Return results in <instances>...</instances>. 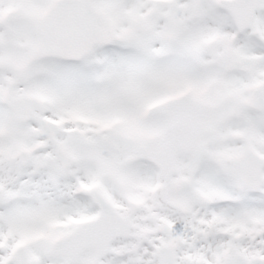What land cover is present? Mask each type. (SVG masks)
I'll return each instance as SVG.
<instances>
[{
    "label": "snow or ice",
    "instance_id": "6c2138e0",
    "mask_svg": "<svg viewBox=\"0 0 264 264\" xmlns=\"http://www.w3.org/2000/svg\"><path fill=\"white\" fill-rule=\"evenodd\" d=\"M0 264H264V0H0Z\"/></svg>",
    "mask_w": 264,
    "mask_h": 264
}]
</instances>
